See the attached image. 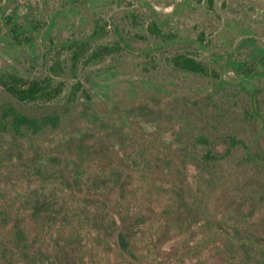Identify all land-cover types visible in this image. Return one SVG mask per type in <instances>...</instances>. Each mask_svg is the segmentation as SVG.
Masks as SVG:
<instances>
[{"label":"rangeland","instance_id":"obj_1","mask_svg":"<svg viewBox=\"0 0 264 264\" xmlns=\"http://www.w3.org/2000/svg\"><path fill=\"white\" fill-rule=\"evenodd\" d=\"M0 73V264H264V0H0Z\"/></svg>","mask_w":264,"mask_h":264},{"label":"trees","instance_id":"obj_2","mask_svg":"<svg viewBox=\"0 0 264 264\" xmlns=\"http://www.w3.org/2000/svg\"><path fill=\"white\" fill-rule=\"evenodd\" d=\"M173 62L176 66L185 70L197 73L205 72L204 66L201 62L185 55H179L173 60ZM0 84L19 100H36L38 98H44V96H50L51 94L50 90L38 80L26 81L22 77L13 73H0ZM8 117H10L11 120V127L16 132L24 128L35 133L43 126L56 127L59 123V115L57 113H47L41 117H31L10 106H4L2 108L0 120L7 119ZM202 138L206 140L204 136H202ZM232 142L233 140L230 141V143ZM215 157L216 156L211 154L208 149L205 158L215 159Z\"/></svg>","mask_w":264,"mask_h":264}]
</instances>
